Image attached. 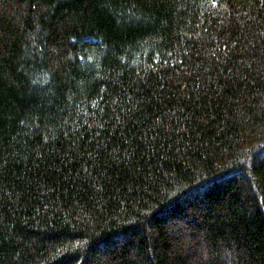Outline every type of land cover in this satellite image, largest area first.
Segmentation results:
<instances>
[{
  "label": "trees",
  "instance_id": "16d2710c",
  "mask_svg": "<svg viewBox=\"0 0 264 264\" xmlns=\"http://www.w3.org/2000/svg\"><path fill=\"white\" fill-rule=\"evenodd\" d=\"M0 264H264V0H0Z\"/></svg>",
  "mask_w": 264,
  "mask_h": 264
}]
</instances>
